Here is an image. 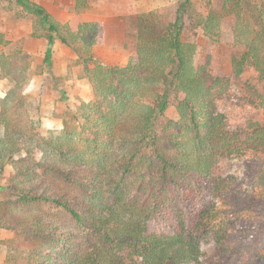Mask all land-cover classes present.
Masks as SVG:
<instances>
[{
  "label": "trees",
  "instance_id": "1",
  "mask_svg": "<svg viewBox=\"0 0 264 264\" xmlns=\"http://www.w3.org/2000/svg\"><path fill=\"white\" fill-rule=\"evenodd\" d=\"M187 2L165 28L138 19L120 67L94 56L104 35L78 18L87 0L75 1L65 23L37 3L15 0V17L31 19V38L46 50L35 72L26 54L0 51V79L12 82L0 97V179L11 165L5 187L14 197L0 201V229L15 236L11 264H264V124L230 129L218 105L230 76L210 74L208 60L195 62V47L181 33ZM240 4L223 1L224 14L209 15L204 33L232 32L243 51L231 76L251 69L261 85L245 84L239 106L264 110V11L250 22L256 7ZM57 42L72 51L93 99L79 106L77 131L65 127L46 139L29 118L23 85L32 74L50 76ZM9 44L0 33V49ZM170 94L178 120L157 130ZM241 157L252 161L249 191L217 171L218 160ZM199 233L213 239L215 259H201Z\"/></svg>",
  "mask_w": 264,
  "mask_h": 264
},
{
  "label": "rangeland",
  "instance_id": "2",
  "mask_svg": "<svg viewBox=\"0 0 264 264\" xmlns=\"http://www.w3.org/2000/svg\"><path fill=\"white\" fill-rule=\"evenodd\" d=\"M43 6L59 22L65 23L74 16L76 0H28ZM184 0H87V8L78 18L82 23H95L103 28L104 42L93 48L94 56L108 65L124 66L131 54L127 47H123L127 39H133L138 26V19H142L148 26L156 29L165 28L169 22L175 21L176 10ZM225 0H188L186 9L182 13V38L195 47L194 60L196 63L209 62L208 71L212 75L230 76V90L228 95L219 102V110L229 117L230 129H242L248 121L264 124V110H247L239 106L241 103V88L245 84L254 85L258 90L261 85L255 84V73L246 69L239 77L231 76L233 58L242 54V47L233 42L232 32L221 29L218 37L216 31L206 35L205 29L209 15H221ZM243 8V0H231ZM250 6L249 21L259 22L258 10L264 11V0H248ZM15 0H0V33L10 42L1 52H21L30 61L31 70L35 72L42 63L46 50L44 41L31 38V19H18L16 13L20 11L14 5ZM204 5L207 9H204ZM224 14V13H223ZM136 21V22H135ZM226 22V20H223ZM137 23V24H136ZM257 27V26H256ZM53 52V69L49 75H34L23 86V95L28 106L30 120L37 125L39 134L46 138L64 135L65 127L71 133L77 131L75 114L82 103L93 98L91 87L86 77L79 74V66L73 64L74 55L60 43L51 46ZM11 83L7 79H0V97L6 95ZM176 100L172 94L168 97L167 117L156 121V129H161L168 121L178 120ZM67 125V126H66ZM252 165L250 157H241L232 161L218 160L217 170L223 175H233L241 182V188L249 191L246 173ZM12 166L4 168L0 179V201H13L14 197L6 189V179L12 174ZM204 199L214 201L209 196ZM192 229V230H191ZM189 231H193V228ZM198 234V233H197ZM15 239L13 233L0 229V264H11L9 259L10 241ZM201 259H215L216 245L210 235H198ZM229 263H231L229 261Z\"/></svg>",
  "mask_w": 264,
  "mask_h": 264
}]
</instances>
